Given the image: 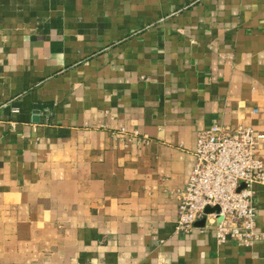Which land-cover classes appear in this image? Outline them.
<instances>
[{"label":"crops","instance_id":"1","mask_svg":"<svg viewBox=\"0 0 264 264\" xmlns=\"http://www.w3.org/2000/svg\"><path fill=\"white\" fill-rule=\"evenodd\" d=\"M215 123L264 134V0H0V264H264L176 231Z\"/></svg>","mask_w":264,"mask_h":264},{"label":"built area","instance_id":"2","mask_svg":"<svg viewBox=\"0 0 264 264\" xmlns=\"http://www.w3.org/2000/svg\"><path fill=\"white\" fill-rule=\"evenodd\" d=\"M264 134L250 126L215 123L198 133L187 185L178 192L176 231L189 233L205 216L216 219L219 244L251 246L264 239L256 231L255 186L264 184V162L256 155ZM207 207L218 212L206 213Z\"/></svg>","mask_w":264,"mask_h":264},{"label":"water","instance_id":"3","mask_svg":"<svg viewBox=\"0 0 264 264\" xmlns=\"http://www.w3.org/2000/svg\"><path fill=\"white\" fill-rule=\"evenodd\" d=\"M35 119H37V116H35ZM219 208L218 207H207L205 212L206 213H212V212H218Z\"/></svg>","mask_w":264,"mask_h":264}]
</instances>
